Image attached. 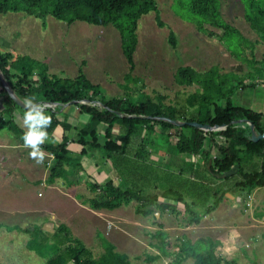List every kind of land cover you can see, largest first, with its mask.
Segmentation results:
<instances>
[{"label":"rangeland","instance_id":"1","mask_svg":"<svg viewBox=\"0 0 264 264\" xmlns=\"http://www.w3.org/2000/svg\"><path fill=\"white\" fill-rule=\"evenodd\" d=\"M220 2L223 19L235 27L239 33L223 37L221 30L208 27L209 30H213L219 35L212 38L197 29L195 23L189 19L187 7L179 0H156L160 11V21L164 25H159L154 12L140 20L133 70L124 56L120 32L113 26L99 27L82 21H76L69 26L52 17L43 21L24 14L7 13L0 15V30L6 31L7 35L15 38L18 43L16 45L9 43L11 45L9 50L15 53V56L19 54L34 56L42 62H48L50 74L59 77H76L79 69L82 68L86 77L93 84L100 86L108 98L126 96L127 76L130 74L134 79L129 81L131 95L141 97L143 94H148L153 98L164 97L165 104L176 109L178 118L176 120L178 121L187 122L186 120L197 115L196 99L192 100L195 106L190 105V99L197 88L181 85L176 79L178 70L182 67H192L202 73L209 72L213 68L219 69L220 73L225 74L229 80L228 84L232 90L230 97L233 103L239 107L264 114V61L255 63L251 61L254 45L250 37L252 30L245 18V3L242 0H220ZM170 31H173L177 37L176 47H172L169 43ZM258 34L261 39L264 38L260 32ZM262 40L264 41V39ZM126 98L130 97L126 96ZM41 101L49 105L48 108H44V112L58 110L59 106L46 103L43 99ZM91 105L101 111L104 109L103 106L96 103ZM21 110L23 109L19 108L18 111ZM50 115L51 113L48 116ZM70 116V122L78 126L81 121L85 120L80 111L77 112L75 118L73 115ZM59 118L60 121H65L62 116ZM105 128L106 126L100 127L102 135L100 143H104ZM181 128L185 134L191 135L190 128L176 127L170 132V140L169 136L161 135L163 130L159 127L157 130L159 135L153 136L155 143L147 145L145 149L142 148V143H139V140L134 139L128 155L124 157V161L120 165L122 174L129 175L131 160L134 159L135 154H140L142 163L144 157L150 158V161L147 158V165L150 169L153 168L155 173H173L174 176H171L166 183L171 185L173 178L175 182L172 180V184L175 183L177 189L179 181L181 182L184 176V174L179 176L181 168L186 170L190 168L185 163H198L193 155L178 156L176 144ZM225 130L226 126H221V128L215 127L211 131L217 134L213 137L215 141V146L211 150L213 156L218 154L219 146L226 144L224 137L220 135V132ZM9 132L7 129L0 132V139H4ZM62 132L65 136H69L70 140L76 138L75 129H70L68 132L62 128ZM2 143L8 144L4 141ZM93 155L97 159L98 165L105 166L100 162L98 151L97 153L94 151L91 156ZM75 156V162L80 163L81 159L78 155ZM179 157L181 158L179 159ZM158 160L162 163L160 167L154 166ZM49 161L52 162L51 157ZM93 163L86 162V168L89 169V165ZM42 168L48 169L45 186L42 190L33 188L36 189L32 193L33 197L28 194V198L22 200L21 193L16 194L13 190L0 193V264H48L52 257L51 253L41 257L37 252L28 248V241L35 238V234L12 226L15 224L13 219L26 218L29 223L40 215L42 210H47L50 218V228L46 229L49 231L46 233L48 237L59 231L61 224L67 226L68 229L70 228L69 233L72 237L80 239L91 250L95 258H99L105 252L104 245L108 241L116 247L117 252L127 254L131 264H170L174 261L176 264H195L193 258L179 261L177 258L179 246L185 240L195 242L199 238H212L221 242L222 248L218 249V255L223 260L238 258L239 264H254L253 261L257 258L260 261H255L256 263L264 264V240L262 237L264 227L260 224L255 225L253 218L258 204L257 210L264 205V188L249 194L228 185L223 186L222 189L217 187V196L215 199L211 198L206 206L201 207L199 204H193L192 211L198 214V222L192 220L190 210H187L183 204L164 199V190L155 179L140 182L143 194L151 197L158 195L159 204L166 203L174 206L178 213L171 211L161 213L153 206H149L148 208L153 210V213L145 215L143 211L147 209L137 201L123 205L116 210H93L88 201L93 197L98 198L99 190L92 191L91 183L101 187L110 177V180L114 181V185L119 186L121 180V176L115 169L114 175L109 176L105 174L108 168H105L106 172L103 174L93 168V172L86 171L83 174L86 181L83 179L82 184L75 186V192L81 193V200L86 199L88 202L85 203L87 209H82L80 212L78 205L74 204V198L70 197L74 195L61 192L66 190L63 189L62 181L53 185L46 184L50 171L48 166L42 165ZM62 175L64 176L66 173ZM86 175H91V178L88 179ZM88 180L91 183H88ZM212 182L209 179V183ZM39 190L42 192L41 197L40 194L39 196L37 194ZM204 190L205 188H202L199 193H203ZM16 196L18 198H15ZM191 197L187 195L184 200L189 205L193 202ZM195 200H198L199 203L202 201L198 198ZM215 200H218L216 206L212 211L207 212L208 208H212L211 205ZM9 205L11 207L18 206L17 209L22 206L29 208L27 206L33 205L34 212L27 213L26 216H12V219L5 215L7 214L5 211L10 213L7 208ZM18 224L21 223L18 222ZM22 228L26 229L27 227ZM160 232L169 235L173 243V249L167 256L162 255L163 238L159 236ZM238 232L246 236V241L243 240L244 249L241 250L243 253L240 254L239 249L233 252ZM256 236L260 238L259 242L256 241ZM156 256L159 258L151 262L149 258ZM67 264L74 263L68 261Z\"/></svg>","mask_w":264,"mask_h":264},{"label":"trees","instance_id":"2","mask_svg":"<svg viewBox=\"0 0 264 264\" xmlns=\"http://www.w3.org/2000/svg\"><path fill=\"white\" fill-rule=\"evenodd\" d=\"M179 1L187 7L189 19L195 23L200 32L207 33L212 38L219 35L208 27L221 30L223 37L238 32L223 19L220 0ZM242 2L245 3L246 20L253 29L264 35V1L242 0ZM151 12L156 13L159 25L163 26L156 0H0V15L18 13L43 21L52 17L69 26L76 21L99 27L113 26L120 32L123 53L131 70L135 66L134 55L138 45L139 22ZM169 43L172 47L177 46V37L173 31H170ZM0 70L23 102L28 98H34L35 103L43 104L44 108H48L49 105L44 104L42 99L50 104L59 103L60 106L76 101L75 105L79 108L80 114L85 117L79 126L74 127L67 122L68 119L61 122L57 118L58 112H49L52 120L45 131L49 135L59 126L68 132L70 129H75V143L82 146V151L78 154L81 160L88 157L89 153L92 155L94 151H98L101 162L118 171L121 176H119L121 179L119 186H115L111 180L106 181L101 187L98 184L90 185L92 191L99 190L98 198L89 202L94 210H116L137 201L147 209L143 211L145 215L153 213L149 206H153L161 213L165 211L176 213L177 208L174 206L159 204L158 195L151 197L143 194L140 182L155 179L164 190V199L183 204L187 210H190L192 220L198 222V214L192 211L193 204L206 206L211 198L215 199L217 196V187L222 189L223 186L228 185L249 194L264 188V139L253 142L250 126L246 123L239 125L234 123L237 120H249L256 127L257 132L264 134V114L235 105L230 97L232 90L228 84L229 80L217 68L202 73L192 67H182L176 75L179 84L197 88L190 99L192 106H195L192 100L197 101V115L186 121L212 127L226 126V130L220 132V135L226 138V144L219 146L216 156L212 155L211 150L215 146L213 137L217 134L188 125L185 127L191 129V135L185 134L183 128L180 129L176 144L178 156L193 155L198 163H185L190 168L188 170L181 168L179 176L183 174L184 176L181 182L179 181L180 187L178 185L177 189L175 183L172 184L173 178L171 185L166 183L171 176H174L173 173H155L153 168L150 169L147 165V158L149 161L150 158L144 157L142 163L140 154H135L134 159L131 160L129 175L122 174L120 165L128 155L134 139L139 140L142 148L145 149L147 145L155 143L153 136L159 135L157 131L159 127L163 130L160 134L169 136L170 140L171 130L176 129L170 123L144 117L178 119L176 109L166 105L164 97L153 98L148 94H143L141 97L131 95L129 83L134 79L130 74L127 76L126 85V96L130 98L126 96L108 98L100 86L93 84L86 77L82 68L75 78L59 77L50 74L49 66L45 62L26 55L15 58L10 52L0 51ZM0 86L2 96L0 113L3 116L0 131L7 129L16 136H22L24 131L14 122L15 110L21 107L8 95L1 82ZM86 99L91 104L101 102L104 109L101 111L91 104H84L82 101ZM102 125L106 126L104 143H100ZM68 137L64 136L61 142L48 138L41 145L43 150L54 156L48 178L49 184H53L62 174L67 173L69 166L81 165L75 162L76 154L68 149L71 142ZM156 165L160 167L161 161H156L154 166ZM209 179L213 182L209 183ZM202 188H205L204 192L199 193ZM187 195L192 196L193 202L190 205L184 201ZM196 198L202 201L199 203ZM217 201H214L212 208H208L207 212L213 210ZM69 231L66 226L61 225L59 231L48 237L42 229L33 230L32 234H35V238L29 242L28 248L41 257L51 253L52 257L48 264H67L68 261H73L74 264H131L130 257L125 253L117 252L116 247L108 241L104 245L105 252L99 258H95L91 250L83 242L73 238ZM159 236L163 238L162 255L167 256L173 249L172 240L164 232H160ZM219 245L220 242L212 238H199L195 242L185 240L179 246L177 258L179 261L193 258L195 264H238L235 259L225 261L219 257L217 255ZM157 258L159 256L149 259L153 262ZM170 264H176V261Z\"/></svg>","mask_w":264,"mask_h":264},{"label":"crops","instance_id":"3","mask_svg":"<svg viewBox=\"0 0 264 264\" xmlns=\"http://www.w3.org/2000/svg\"><path fill=\"white\" fill-rule=\"evenodd\" d=\"M21 17H24V16L21 15ZM250 29L252 30V35L250 37H251L252 43L254 45V49L252 51V60L251 61L254 63L257 61L263 62L264 61V41L262 39H264V38L261 39L258 32L255 29H253L251 24H250ZM7 34L8 33L6 31L0 30V51L2 53L10 52L14 55L15 58L22 56L21 54L15 56V53H13L11 50H9V47H11V45H13V43L15 45L18 43H16L15 38L9 37ZM9 43H11V45H9ZM26 56H28V55H26ZM29 57H31V56H29ZM31 58L40 61V59L37 57L32 56ZM46 64L49 66L48 62ZM237 67H238V65H237ZM62 77H64V76H62ZM73 78H75V77H73ZM0 89H1V86H0ZM1 104H2V96L0 94V112L2 110ZM75 104L69 105V106L56 105V106H59L58 110L56 111V112H58V114H57L58 120H61L59 118L60 116H62L65 119H69V118H71L70 115H73L75 118L77 115V112L79 113V108ZM18 110H19V108H17L15 110L16 112L14 114V122L18 125V127L21 130L26 132L27 128L24 125V119H23L25 109L21 110L20 112ZM44 114L49 115V112H44ZM1 119H2V115L0 113V122H1ZM70 120L71 119H69V121L67 120V122L72 124L74 127L77 126V125L73 124L72 122H70ZM102 126H104V125H102ZM2 131L3 130H1L0 132H2ZM100 133H101V131H100ZM62 134H63L62 127L59 126L56 130H54L52 133H49V135H47V139L53 138V140L61 142L62 138L65 136L64 134L63 135ZM61 135H62V137H61ZM22 136H16L13 133L9 132V134L6 135L4 137V139H0V193H2V192L7 193L8 191L13 190V192H15L16 194L21 193L20 198H22V200L23 199L26 200L28 198V194H30L32 196V193L36 190V189L34 190L33 188H39L41 190L44 189L43 187L45 186L44 182H45V177L47 175L46 173H47L48 169L44 170L42 168V165L45 167L48 166L49 171H50L53 160H52L51 164L48 165L49 158L51 157L52 154H50L49 152L42 149L45 153V158H44L43 163L38 164L34 159H32L29 156V152L31 151V149L24 147V143L21 142V140H23ZM75 139L76 138L70 140L71 142L69 143L68 149L71 152H73L74 154L78 155L82 151V146L75 143ZM2 141L6 142L8 144H3ZM96 153H97V151H96ZM94 155L91 156V153H89L88 157H86L80 161L81 165L69 166L70 168H67L68 172L66 173V175H64V176L62 175L53 183V184H55L59 181H62L61 184L63 185V189H66V190L61 191V192L65 193V194L69 193V195H74V196H70V197L74 198L73 199V200H75L74 204L78 205V207L80 208L79 209L80 212L82 211V209H87V206L85 205V203L87 201H86V199L84 201H83V199L81 200V197H80L81 193L79 191H78V193L75 192V188H76L75 186L76 185L79 186L80 184H82L83 179L85 180V178H83L84 177L83 174L86 171L93 172V168L96 169L97 172L103 174V172H106L105 168H108V171L105 174L109 175V176L114 175V170H112L110 167H107L106 165L105 166L98 165L97 159L94 157ZM94 161H96V162H94ZM86 162H89V163L94 162V163L90 164L89 169H88V168H86V165H85ZM87 177H88V179H90L91 175H89ZM108 180H110V177H108ZM89 182H90V180H88V183ZM46 184L53 185V184H49L48 180H47ZM41 190H39L37 193L38 196L40 194V197L42 196ZM254 192H257V190H255ZM15 198H18V197L16 196ZM91 199H94V197ZM87 200H89V199H87ZM90 200L88 202H90ZM89 205H90V203H89ZM6 206H8V205H6ZM258 206H259V204H258ZM258 206L256 207V212L254 213L253 218L255 221V225L260 224L262 227H264V205L259 210H257ZM27 207H29V208L22 206L19 209H17L18 206L11 207V205H9V207H7V208L10 210V213H8L7 211L4 210L7 213L5 215L10 216V218H12V216H26L25 214L30 213V212H34L33 208H32L33 205H31V207L30 206H27ZM13 221L15 222V224L12 225L13 227L18 228V229H22V230H25L28 232L30 230L31 234L33 233V230H39V229H42L46 234L47 232H49L46 229L50 228V218L48 217L47 210L46 211L42 210L40 215L35 217V219L33 218L29 223L26 221V218L19 219V220L13 219ZM18 222L21 224H24V225H21V224L19 225ZM261 226H259V227H261ZM22 227H27V228L23 229ZM262 237L264 240V234L262 235ZM255 239L257 242L260 241V238L258 236H256ZM235 240L236 241H235V245H233V252H236L239 249V254L243 253L241 250L244 249L245 243L243 240L246 241V236L241 235V233L238 232V235L236 236ZM30 241H28V243ZM221 246L222 245L220 242L218 249L222 248ZM218 249H217V255H218ZM232 259H235L239 262L238 258H232ZM255 261L257 262L260 260H258L256 258ZM255 261H253V263H256Z\"/></svg>","mask_w":264,"mask_h":264},{"label":"clouds","instance_id":"4","mask_svg":"<svg viewBox=\"0 0 264 264\" xmlns=\"http://www.w3.org/2000/svg\"><path fill=\"white\" fill-rule=\"evenodd\" d=\"M26 111L24 112V125L27 131L24 132L22 139L25 148H30L29 156L38 164L43 163L45 153L41 145L47 139L45 129L50 125L52 117L44 114V105L35 103L34 98L24 101Z\"/></svg>","mask_w":264,"mask_h":264},{"label":"water","instance_id":"5","mask_svg":"<svg viewBox=\"0 0 264 264\" xmlns=\"http://www.w3.org/2000/svg\"><path fill=\"white\" fill-rule=\"evenodd\" d=\"M0 82L3 85V87L5 88V90L7 91L8 95L14 100V102L19 107H21L22 109L27 110L23 100L21 99V96H19L17 94V92L13 89V87L8 82L7 78L4 76V74L1 70H0ZM75 103H76V101H72V102H69L65 105L69 106V105H74ZM83 103L84 104H91V102L87 99L84 100ZM54 104L59 105V103H53V105ZM96 104H99L100 106L104 107V105L101 102H96ZM144 118L153 119L156 121H164V122L170 123L176 127H184V126L188 125L190 127L198 128V129L203 130V131H212L215 128V127H212L210 125L200 124L198 122H185V121L182 122V121L173 120V119L165 118V117H150L149 116V117H144ZM234 123L237 125L242 124V123L249 124L250 129H251V140L253 142H258L259 140L264 139V134L257 132L256 127L252 124L251 121L246 120V119H242V120H237ZM216 127H219V126H216ZM219 128H221V127H219Z\"/></svg>","mask_w":264,"mask_h":264},{"label":"built area","instance_id":"6","mask_svg":"<svg viewBox=\"0 0 264 264\" xmlns=\"http://www.w3.org/2000/svg\"><path fill=\"white\" fill-rule=\"evenodd\" d=\"M225 129V128H224ZM206 132H211V131H206ZM224 137V136H223ZM221 138H222V136H221ZM223 139V138H222ZM224 140H225V143H226V138L224 137ZM51 159L53 160L54 159V156L53 155H51ZM51 164V162L49 161L48 162V165H50Z\"/></svg>","mask_w":264,"mask_h":264}]
</instances>
